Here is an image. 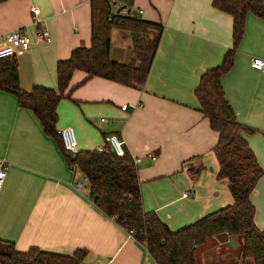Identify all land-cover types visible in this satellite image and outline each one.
Here are the masks:
<instances>
[{"label":"crops","instance_id":"obj_1","mask_svg":"<svg viewBox=\"0 0 264 264\" xmlns=\"http://www.w3.org/2000/svg\"><path fill=\"white\" fill-rule=\"evenodd\" d=\"M119 1L140 9V19L162 26L145 83L128 86L74 70L69 96L56 107V128L73 126L78 150L105 147L106 134L122 139L132 157H141L136 167L144 211H153L174 231L232 202L229 191L222 197L215 191L217 133L194 95L200 75L220 64L232 45V16L214 8L212 0ZM31 6L39 10L37 24ZM44 27L50 41H37L36 28ZM13 28L32 39L30 48L16 55L20 87L56 88V62L74 47L89 46V0L1 1L0 33ZM110 42V56L127 62L130 34L112 29ZM253 56L264 59V20L248 12L233 65L220 81L236 120L253 129L242 135L263 169L250 200L254 221L264 228V73L250 67ZM124 104L128 109H121ZM0 161L6 164L0 240L17 250L37 247L70 255L82 249L86 254L77 264L107 258L114 264H156L142 244L94 205L88 185L74 188L83 175L66 165L54 139L6 90H0ZM241 243L236 235H212L195 248L196 264H251L243 263Z\"/></svg>","mask_w":264,"mask_h":264},{"label":"trees","instance_id":"obj_2","mask_svg":"<svg viewBox=\"0 0 264 264\" xmlns=\"http://www.w3.org/2000/svg\"><path fill=\"white\" fill-rule=\"evenodd\" d=\"M4 1V0H0ZM90 43L74 47L66 59L55 65L56 88L33 85L22 89L16 56L0 58V90L12 92L22 107L29 109L45 135L56 142L69 168H76L88 181L91 201L124 229H132L135 240L144 244L156 264H196L195 248L215 234L226 233L242 239V260L264 264V228L254 221L255 208L250 193L262 175L255 153L242 135L252 128L239 123L226 100L220 77L234 61L244 30L246 13L264 20V0H212L211 5L232 16V45L215 67L206 69L194 88L200 112L217 133L213 152L218 163L216 177L226 179L232 202L207 213L177 230L171 231L153 211H144L137 167L127 150L116 155L109 146L102 150L67 151L56 131V107L68 97L72 72L83 71L86 78L101 77L120 84L142 87L153 60L161 24L139 17L110 16L108 0H89ZM112 29L126 30L131 38L127 62L110 56ZM86 252L62 254L29 247L17 250L12 242L0 240V264H77Z\"/></svg>","mask_w":264,"mask_h":264},{"label":"built area","instance_id":"obj_3","mask_svg":"<svg viewBox=\"0 0 264 264\" xmlns=\"http://www.w3.org/2000/svg\"><path fill=\"white\" fill-rule=\"evenodd\" d=\"M110 5V16L113 15H121L127 17H138L141 13L140 9L130 7L128 5H124L120 3L119 0H108ZM30 11L32 13V23L37 24L40 22L38 18L39 10L35 6H31ZM35 38L40 42H48L50 41V33L47 28H36ZM32 44V39L21 29V28H13L7 33H0V58L16 56L17 54L22 53L30 48ZM250 67L256 71L264 73V59L258 56H253L250 59ZM122 110L128 109L127 105L121 106ZM101 120H104L101 118ZM58 135L60 136L63 147L72 153L78 151L77 146V137L73 126L66 125L56 129ZM104 142L107 143L109 148L116 155H123L126 151L124 148V142L115 134H106L104 136ZM97 150H102V147H97ZM152 160L155 159L154 155H150ZM133 163L136 165L141 157H132ZM74 172L77 171L76 168H71ZM6 174V164L0 161V189L2 187L3 179ZM81 181L74 182L73 186L76 190L81 191L88 185V181L85 176L81 177ZM188 192H183L182 196H187ZM128 237L135 239V233L132 229H125ZM144 247V244L142 243ZM145 248V247H144ZM100 264H114L112 258H107Z\"/></svg>","mask_w":264,"mask_h":264},{"label":"rangeland","instance_id":"obj_4","mask_svg":"<svg viewBox=\"0 0 264 264\" xmlns=\"http://www.w3.org/2000/svg\"><path fill=\"white\" fill-rule=\"evenodd\" d=\"M122 31H124V32H126V33H129L128 31H126V30H122ZM116 37L115 36H113V41L115 42L116 41ZM218 183H217V186H216V192H218V191H221V193H219V195L222 197L223 195H224V191L226 190L227 192H228V189H227V185H226V181L224 180V178H219L218 180ZM250 260V259H249Z\"/></svg>","mask_w":264,"mask_h":264}]
</instances>
